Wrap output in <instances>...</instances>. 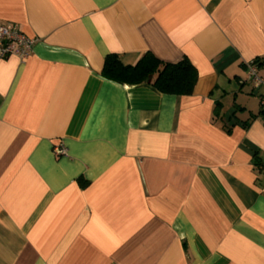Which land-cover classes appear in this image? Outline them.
Instances as JSON below:
<instances>
[{"label":"crops","instance_id":"crops-1","mask_svg":"<svg viewBox=\"0 0 264 264\" xmlns=\"http://www.w3.org/2000/svg\"><path fill=\"white\" fill-rule=\"evenodd\" d=\"M0 264H264V0H0ZM188 58V95L101 75ZM66 148V155L54 152Z\"/></svg>","mask_w":264,"mask_h":264},{"label":"trees","instance_id":"trees-1","mask_svg":"<svg viewBox=\"0 0 264 264\" xmlns=\"http://www.w3.org/2000/svg\"><path fill=\"white\" fill-rule=\"evenodd\" d=\"M101 75L119 83H148L166 94L188 95L193 90L198 72L186 57L172 63L147 51L133 65H124L116 54L106 55Z\"/></svg>","mask_w":264,"mask_h":264},{"label":"built area","instance_id":"built-area-1","mask_svg":"<svg viewBox=\"0 0 264 264\" xmlns=\"http://www.w3.org/2000/svg\"><path fill=\"white\" fill-rule=\"evenodd\" d=\"M35 40L26 36L20 27L12 22L0 23V59L9 56H17L25 59L31 52ZM248 73V79L252 82L255 89H259V98L264 106V79L258 74V66L254 60L245 64ZM54 152L58 155H66L64 146H57Z\"/></svg>","mask_w":264,"mask_h":264}]
</instances>
